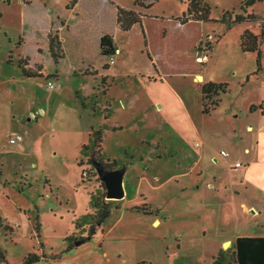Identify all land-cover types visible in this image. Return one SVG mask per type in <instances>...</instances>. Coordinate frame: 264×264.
Masks as SVG:
<instances>
[{"label": "rangeland", "instance_id": "rangeland-1", "mask_svg": "<svg viewBox=\"0 0 264 264\" xmlns=\"http://www.w3.org/2000/svg\"><path fill=\"white\" fill-rule=\"evenodd\" d=\"M71 1L0 0V217L14 229L0 228V264H23L29 254L41 257L36 264H213L223 231L233 239L264 234V116L250 113L264 106V0L246 13L245 0H204L211 21L186 25L176 18L190 0H158L150 9L111 0L146 15L129 32L107 0H76L66 10ZM226 11L257 21L229 28ZM55 13L66 24L60 67L37 48H46ZM246 30L260 36L258 74L257 54L241 48ZM102 32L122 51L112 66L100 53ZM23 55L50 76L25 78ZM207 82L228 88L206 100L204 114ZM76 91L109 118L84 108ZM98 130L102 143L83 154ZM16 136L23 141L13 145ZM92 158L107 171L126 170L124 198H107ZM96 198L111 215L82 242L95 224Z\"/></svg>", "mask_w": 264, "mask_h": 264}, {"label": "trees", "instance_id": "trees-1", "mask_svg": "<svg viewBox=\"0 0 264 264\" xmlns=\"http://www.w3.org/2000/svg\"><path fill=\"white\" fill-rule=\"evenodd\" d=\"M110 4L115 6L116 8V21L122 32H129L135 25H142L143 18L146 16L141 12H137L135 10H130L121 7L120 5L115 4L113 1L108 0ZM135 6H139L144 9H150L155 2L158 0H154L151 3H144L140 0H133ZM263 0H245L243 9L246 13V8L254 6L257 2H261ZM76 0H72L69 4L66 5V9H73L76 5ZM56 14V13H55ZM54 15L51 26L46 33V38L48 46L43 48L41 46L38 48L39 54H46L50 58H52L56 67H60L61 62L65 58V52L62 46V42L59 37V30L56 28L57 25L64 24L59 18L58 15ZM211 7L204 0H190L187 6V11L183 13L181 17H177L176 20L182 24L186 25L189 22H202L206 23L211 21L210 18ZM223 23H225L229 28L235 24L241 23H255L257 21L256 16L254 14H235L233 11H226L223 14L221 19ZM25 44V38L20 37L17 45L23 46ZM261 41L260 36L254 34L250 30H246L244 34L241 36V48L244 53H256L257 54V71L254 74H258V72L262 68L261 64V51H260ZM117 45L114 39L110 35H104L100 38V53L105 57H114L117 53ZM148 57L151 59L150 55ZM9 62L12 63V59L10 57ZM18 67L21 69L22 75L25 78H39L42 79L44 77H49L50 75L45 74V67L40 62H35L29 55L21 56L17 61ZM104 70L109 69V65L106 64L103 67ZM56 73L58 69H55ZM56 76V75H53ZM249 80V76L247 78ZM228 88L227 83H215V82H207L204 83L201 87L202 100H203V112L204 114L210 113V107L206 103V100L210 99L213 95L218 96L220 93H226V89ZM76 97L81 101L82 106L84 108H91L95 115H104L106 119L109 118L110 112L106 114L102 112L99 108L96 107V104L93 101L92 96H84L80 93V91L75 92ZM221 101V100H220ZM210 105L217 106L218 103L211 102ZM262 109V113L264 114V106L257 107L252 105L250 110L251 112ZM103 139L102 131L98 130L93 133V145H84L82 149L83 154H87L88 150L93 149L96 143L101 144ZM123 154L129 158L133 159L135 157V150L131 148H126L122 150ZM93 164H102V161H96V159L92 158ZM117 160H114L112 164H117ZM106 166V164H105ZM105 168V167H104ZM93 205L97 210L95 218V224L90 227L89 235L87 238L81 239L82 242H86L91 239L97 232V227L101 226L106 219H108L111 215L109 204L105 203L104 200L96 198L93 200ZM147 207H134L133 211L142 212L145 214H150L147 211ZM96 225V226H95ZM0 228H3L5 232H13L14 229L11 227L9 223H4V219L0 217ZM72 249L71 245L68 246L67 252ZM231 250V251H230ZM0 258H3V253L0 249ZM40 256L37 254H29L25 259L23 264H36L40 262ZM213 264H264V237H238L235 240L233 246H231L228 250H221L218 256L215 258Z\"/></svg>", "mask_w": 264, "mask_h": 264}, {"label": "water", "instance_id": "water-1", "mask_svg": "<svg viewBox=\"0 0 264 264\" xmlns=\"http://www.w3.org/2000/svg\"><path fill=\"white\" fill-rule=\"evenodd\" d=\"M95 166L97 168L100 179L106 186L107 198L111 200H118L124 198V176L126 174V170L121 169L115 171H107L100 164H95ZM230 245V241L224 242L223 249H228Z\"/></svg>", "mask_w": 264, "mask_h": 264}, {"label": "crops", "instance_id": "crops-1", "mask_svg": "<svg viewBox=\"0 0 264 264\" xmlns=\"http://www.w3.org/2000/svg\"><path fill=\"white\" fill-rule=\"evenodd\" d=\"M64 1H66V0H64ZM108 1V0H107ZM109 2V1H108ZM67 4H69V3H65L64 5H65V7H66V5ZM76 5H77V3H76ZM76 5L74 6V8L76 7ZM74 8L73 9H71V11H73L74 10ZM67 10V9H66ZM55 15H58V13H56ZM59 16V15H58ZM59 18H60V16H59ZM53 19V17L51 18V20ZM60 20H61V18H60ZM62 21V20H61ZM62 22H64V21H62ZM188 24V23H187ZM65 26H66V24H65V22H64V24H60V25H57L56 26V28H58V30H59V34H60V32H61V30L62 29H65ZM118 26V25H117ZM119 27V26H118ZM51 28H52V26H51ZM50 28V29H51ZM120 29V28H119ZM61 35V34H60ZM59 35V37H60V40H61V42H63L62 41V39H61V36ZM105 35V33L104 32H102L99 36H98V39L100 40V38L102 37V36H104ZM115 41V40H114ZM117 45V44H116ZM46 46H48V43L46 44ZM62 46H63V43H62ZM118 47V46H117ZM118 50L120 51V55H121V53H122V51H121V49L118 47ZM117 50V51H118ZM115 57V56H114ZM114 57H110V63H111V66H112V63H113V61H114ZM110 69H111V67H109V69H107V70H105V74H107L109 71H110ZM46 70H45V74H46ZM200 76H203V75H201V74H197L195 77L196 78H198V77H200ZM108 77V76H107ZM204 78V77H203ZM54 89V88H53ZM253 105H255V104H253ZM252 106V105H251ZM251 108V107H250ZM44 110V111H43ZM256 111L257 110H255V111H253V112H251V110H250V113H256ZM40 112L41 113H46L45 112V109L44 108H41L40 109ZM262 116H264V114L262 113V109H261V113H260ZM249 129H252L253 130V127H249ZM239 163V162H238ZM236 165V164H235ZM235 167V166H234ZM241 168V167H240ZM246 169H248L249 170V167H248V164L247 165H245V169L244 170H246ZM223 234H222V239L223 238H229V239H232V240H228V241H230L231 242V245L230 246H233V244L235 243V240L238 238V237H235V239H233V237H234V235H227V234H224V231L222 232ZM220 237V238H221ZM239 237H264V234H256V235H250V236H247V235H241V236H239ZM222 239H220L218 242H217V244L215 245V251H214V254H213V256L214 255H218L219 254V252L221 251V250H223V248L221 249V244L222 243H224V241H222L221 242V240ZM213 256H212V260L214 261L215 259H213Z\"/></svg>", "mask_w": 264, "mask_h": 264}, {"label": "built area", "instance_id": "built-area-1", "mask_svg": "<svg viewBox=\"0 0 264 264\" xmlns=\"http://www.w3.org/2000/svg\"><path fill=\"white\" fill-rule=\"evenodd\" d=\"M50 87H51V89L55 88L52 84L50 85ZM21 141H23V137L22 136H16V137H14L13 139L10 140V143L15 145V144L20 143ZM221 156L222 157H227V153L225 151H222L221 152ZM216 161H218V160H216ZM235 167L236 168H240V167H243V165L240 164V163H236Z\"/></svg>", "mask_w": 264, "mask_h": 264}, {"label": "bare ground", "instance_id": "bare-ground-1", "mask_svg": "<svg viewBox=\"0 0 264 264\" xmlns=\"http://www.w3.org/2000/svg\"><path fill=\"white\" fill-rule=\"evenodd\" d=\"M119 53H120V51L118 50L117 51V54H119ZM203 79H204L203 76H200V77L197 78V81L198 82H201ZM155 224H156L155 226H159L160 223L159 222H156Z\"/></svg>", "mask_w": 264, "mask_h": 264}]
</instances>
